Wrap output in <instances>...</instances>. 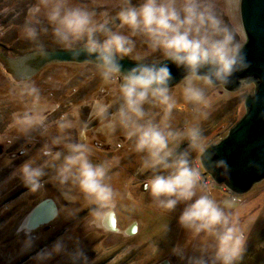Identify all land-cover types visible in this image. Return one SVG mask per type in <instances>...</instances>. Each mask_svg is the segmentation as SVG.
I'll return each mask as SVG.
<instances>
[{
  "label": "rangeland",
  "instance_id": "obj_1",
  "mask_svg": "<svg viewBox=\"0 0 264 264\" xmlns=\"http://www.w3.org/2000/svg\"><path fill=\"white\" fill-rule=\"evenodd\" d=\"M140 2L73 0L93 11L98 20H112L111 28L118 23L115 17L121 8ZM36 3L0 0V264H193L199 259L209 260L211 253H202L199 240L190 238L177 222L183 205L168 213L157 207L148 193V180L164 174V170L145 167L146 154L135 151L134 139L126 137L116 122L118 75L103 79L92 62H54L27 78L10 67L8 58L60 44L43 14L36 25L37 39L22 36L30 20L29 10ZM215 10L244 44L240 0H215ZM120 31L129 35L126 28ZM98 38L103 36L98 34ZM131 39L129 59L154 63L165 59L161 51L149 48L144 37ZM60 45L58 48H66ZM77 46L80 44L71 48ZM182 83L170 88L175 107L169 123L180 135L169 144V150L174 155L189 154L190 164L199 168L208 194L238 220L245 237L238 264H264V179L243 195L233 193L205 171L200 153L190 146L186 134L195 124L207 147L226 137L246 113L245 99L254 94L256 83H243L233 92L224 87L210 89V105L203 109V115L184 101ZM31 87L38 90V96L29 94ZM145 107L155 120L162 118L160 107ZM26 111L41 113L43 124L21 133L17 117ZM66 121L72 126L61 132L58 125ZM55 137L61 142L52 145ZM69 143L88 146L93 164L110 165L105 183L115 193L113 200L100 202L86 197L74 185L59 183L56 168L68 154L65 146ZM46 147L59 156H45ZM27 162L44 167L36 190L20 175L21 166ZM49 198L58 206L56 217L29 232L21 229L35 206Z\"/></svg>",
  "mask_w": 264,
  "mask_h": 264
},
{
  "label": "clouds",
  "instance_id": "obj_2",
  "mask_svg": "<svg viewBox=\"0 0 264 264\" xmlns=\"http://www.w3.org/2000/svg\"><path fill=\"white\" fill-rule=\"evenodd\" d=\"M29 12L30 20L22 31L25 39H37L36 25L43 14L60 44L66 48L80 44L82 53L95 62L103 79L119 76L120 106L116 122L126 137L134 139L135 151L146 154L144 166L164 170V174L153 175L148 180L149 195L157 207L168 213L183 205L177 220L179 226L190 238L199 240L202 253H211L209 260L199 259L193 264H238L245 245L238 220L208 194L207 186L201 183L199 168L190 164L189 154L174 155L169 150V144L180 134L169 123L175 100L170 94L173 77L168 63L183 70V99L199 115L210 105V89L226 87L236 73L248 67L243 43L237 39L236 31L218 17L215 0H141L138 6L129 4L120 9L115 28L109 27L112 20H98L93 11L74 4L73 0H37ZM124 28L129 35L120 31ZM132 36L144 37L151 50L163 53L167 63L151 64L133 59L135 66L122 72L118 61L129 58L133 51ZM28 91L38 96L35 87ZM146 105L160 107L162 118L155 120ZM17 122L18 131L28 133L43 124V116L26 111L17 117ZM71 126L66 121L58 128L62 132ZM186 134L190 146L203 157L207 145L199 127L193 124L186 129ZM60 142V137L51 141L52 145ZM65 147L68 154L56 168L59 183L74 185L86 197L100 202L113 200L115 193L105 183L110 165L93 164L86 145L69 143ZM43 154L59 156L47 147ZM214 167L227 172L223 160L215 161ZM19 171L32 190L39 187L43 166L33 167L27 162Z\"/></svg>",
  "mask_w": 264,
  "mask_h": 264
},
{
  "label": "water",
  "instance_id": "obj_3",
  "mask_svg": "<svg viewBox=\"0 0 264 264\" xmlns=\"http://www.w3.org/2000/svg\"><path fill=\"white\" fill-rule=\"evenodd\" d=\"M240 17L246 35L242 52L248 67L236 73L224 88L233 92L243 83L253 81L256 83L255 92L245 99L246 113L227 136L206 148L201 164L217 183L224 184L235 194L243 195L264 179V0H240ZM8 60L10 67L23 78L54 62L95 63L82 53L81 45L75 48L38 49ZM118 62L122 72L136 63L127 57ZM142 62L167 63L165 59L159 63ZM168 68L173 77V87L183 80L184 72L171 63H168ZM218 160L227 164L226 173L224 169L214 167V162ZM57 207L51 198L35 206L30 216L32 229L54 219Z\"/></svg>",
  "mask_w": 264,
  "mask_h": 264
},
{
  "label": "bare ground",
  "instance_id": "obj_4",
  "mask_svg": "<svg viewBox=\"0 0 264 264\" xmlns=\"http://www.w3.org/2000/svg\"><path fill=\"white\" fill-rule=\"evenodd\" d=\"M32 212V211H31ZM32 213H30L23 221L22 225H21V229H25V231L29 232L32 229V226H31V220H30V216H31ZM51 214V213H49Z\"/></svg>",
  "mask_w": 264,
  "mask_h": 264
},
{
  "label": "trees",
  "instance_id": "obj_5",
  "mask_svg": "<svg viewBox=\"0 0 264 264\" xmlns=\"http://www.w3.org/2000/svg\"><path fill=\"white\" fill-rule=\"evenodd\" d=\"M61 45L60 44H54L53 47H60Z\"/></svg>",
  "mask_w": 264,
  "mask_h": 264
},
{
  "label": "flooded vegetation",
  "instance_id": "obj_6",
  "mask_svg": "<svg viewBox=\"0 0 264 264\" xmlns=\"http://www.w3.org/2000/svg\"><path fill=\"white\" fill-rule=\"evenodd\" d=\"M115 253H116V252H115ZM115 253H114V254H115ZM114 254H113V255H114ZM110 256H112V254H110ZM103 263H104V261H103V262H101V263H99V264H103Z\"/></svg>",
  "mask_w": 264,
  "mask_h": 264
}]
</instances>
